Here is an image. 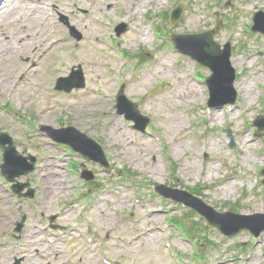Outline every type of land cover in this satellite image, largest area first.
<instances>
[{
  "label": "rangeland",
  "instance_id": "rangeland-1",
  "mask_svg": "<svg viewBox=\"0 0 264 264\" xmlns=\"http://www.w3.org/2000/svg\"><path fill=\"white\" fill-rule=\"evenodd\" d=\"M52 1L71 6L76 23L72 25L80 38H69V28L67 32L60 18L55 23L61 32L53 34L51 28L39 27L27 34L34 36L40 29L35 40L54 43L63 37L67 41L62 46L55 45L49 51L38 46V52L31 53L34 45L43 42L33 41V46L19 50L22 43L13 40L8 47L9 57L0 60V131L12 135L19 152H40L39 160L45 156L56 158L62 167L49 172L37 170L19 178L36 186V202L23 200L12 205L15 198L0 184V264H10L12 256L23 248H13L9 243L14 222L22 213L26 214V235H32L40 244L43 255L37 262L29 257L28 264H105V259L113 264H175L163 245L166 236L179 252L174 253L176 262L188 256L192 263H203L202 250L206 264H264V260H259L260 254L264 256V187L259 182L263 177L259 172L264 169V134L256 136L252 124L258 114H264V95L258 88L264 87V37L258 39L256 33L251 34L249 16L255 10L264 12V0H82L84 11L75 9L73 0ZM28 2L13 0L11 9L3 12V18L8 20L0 22V26L12 25L16 30L18 25H24L14 16L25 12L28 15ZM177 5H181L182 14L170 24L164 12ZM69 21L71 24L73 19L70 17ZM108 21L110 24H106ZM216 22L221 25L213 32V39L220 45L230 42L233 48L230 63L237 76L234 89L236 83L253 76L256 79L255 84L250 82V89L235 90L231 105L210 110L205 106L207 87L190 77L193 72L199 78L208 76L210 69L173 52L171 42L161 41L158 35L200 33L213 28ZM119 24L121 32L116 35ZM262 24L264 19H259L256 26ZM109 37L116 41L109 42L111 46L118 45L116 49L108 47ZM121 50L138 62L124 63ZM139 56H143L140 61ZM79 64L88 88L69 93L54 90L51 71L57 68L59 73L55 76H67ZM186 79L192 82L187 83ZM123 82L127 98L149 118L144 133L115 112V94ZM192 85L197 88V96L187 102L175 98L170 88H182L188 97ZM226 96L229 97L217 95L215 102H222ZM45 112H50L47 119L43 118ZM112 121L119 125L118 132L113 130L116 127H109ZM36 123L53 128L65 123L94 138L112 169L106 173L97 163L75 155L73 160L94 173L88 193L80 194L77 190L81 180L66 174L63 152L46 144L47 136L37 128L33 133L24 130L25 125L31 130ZM226 128L231 131L233 148L228 145L231 138L224 132ZM138 142L145 148L138 147ZM33 143L40 145L41 151ZM127 169L132 178L122 176ZM156 183L170 187L165 192L175 197H182L175 188L190 190L187 187L209 185L199 195L204 202L218 211L231 207L237 213L252 214L251 218H223L227 229L240 228L236 235L225 239L171 199L151 197L149 192ZM134 195L141 202H132ZM39 211L46 222L50 215L57 216L55 221L63 226V231L53 237L41 230L32 217L33 212ZM131 217L139 222H132ZM170 219L180 220L173 224L174 230L167 225ZM245 226L259 229V236L255 238L243 231ZM184 228L189 229L188 239L180 235ZM40 236L47 242L39 243ZM73 236H77L76 242ZM87 238H92V243ZM70 244H76L75 248H70ZM240 253L251 256L250 263L241 262ZM181 264L188 263L184 259Z\"/></svg>",
  "mask_w": 264,
  "mask_h": 264
},
{
  "label": "bare ground",
  "instance_id": "bare-ground-1",
  "mask_svg": "<svg viewBox=\"0 0 264 264\" xmlns=\"http://www.w3.org/2000/svg\"><path fill=\"white\" fill-rule=\"evenodd\" d=\"M34 2H35V0H29L28 3H29V5H32V3H34ZM38 2L42 5L43 12L33 11L32 9L35 10V7H32V8L27 9L28 15L25 12V15L14 16V18H16L17 20H21L22 23L25 22L24 25L23 24L18 25V28L16 30L13 29L12 25H8L7 27L0 26V60L5 58L7 55L9 57L10 49H8V47L11 43H14L13 40L19 41V43H22L23 46H25L27 48L30 46H33V44H35L33 41H36L38 43L40 41H42L43 44L40 45L41 47H53L55 45H62L63 44L62 42L64 40H61L60 43H58V42L57 43L56 42L50 43V40H35L36 37L34 38L33 35L27 34V31L29 30V33H30L32 28H39L41 26L42 27L53 26V21L51 20L50 16H48V14L45 13V11H44L45 8L43 7V4L40 1H38ZM12 3H13V0H0V22H3V21L6 22L8 20V19L3 18V12L5 10H10ZM44 4H47L46 1L44 2ZM74 6H75V8H81L83 6V4L80 1L79 2L75 1ZM52 9L62 11L64 13L70 12L69 7L65 3L58 4L57 6L55 5V8L52 7ZM136 10H138V6H137ZM23 16H26V19H24ZM14 18L11 20L12 22H13ZM9 27L12 28V30L10 32L7 31V29ZM12 34L14 35L13 38L10 37ZM37 47L38 46H34L33 51H31V52H38ZM252 63H253V61L250 60L249 64H252ZM218 73H220L219 69H218ZM255 77L256 76H254L251 79H247V80L245 79V80L241 81L240 83H236V89L238 90V88H240L241 92L243 90L250 89V87H251L250 81L252 79L255 80ZM183 88L186 89L185 87H183ZM196 90H197V88L192 85V86H190V92L188 93V97H186L187 93L182 88L179 90L180 92H175L174 96L180 102L181 101L187 102L191 98L197 96ZM252 96H254V95H251V97ZM49 116H50V112H45L43 115V118L47 119V118H49ZM111 127H116V128H113L114 132L115 131L118 132L120 130V129H118L119 125L116 122L113 123L111 125ZM245 142H247V144H250L248 140ZM38 166L41 169L40 172H43L45 170H50L52 167L57 168L59 165H58L56 160L51 159V158H45L39 162ZM222 264H224V262Z\"/></svg>",
  "mask_w": 264,
  "mask_h": 264
},
{
  "label": "water",
  "instance_id": "water-1",
  "mask_svg": "<svg viewBox=\"0 0 264 264\" xmlns=\"http://www.w3.org/2000/svg\"><path fill=\"white\" fill-rule=\"evenodd\" d=\"M199 37H202V39L203 40H205V41H207L209 44H210V42L208 41L209 40V38L206 40V37H205V35L203 34V35H201V36H199ZM207 50V49H206ZM210 52H211V54L212 55H218V61H219V63H220V65H219V67L216 69L215 67V69H216V75H219L220 76V78H221V83H222V87H223V89H225V90H228L230 87H231V84H232V75H230V77L228 78V77H226L225 76V74H224V72H225V67H226V65H225V62H226V58L227 57H225L223 54H220V53H215V52H212V50H210ZM194 56L197 58V59H199L202 63H205V64H207V65H209L210 63H209V60H207V59H204V58H202L201 56H199L198 54H194ZM211 65V64H210ZM209 65V66H210ZM218 69L220 70V73H218ZM213 77V76H212ZM211 77V78H212ZM211 78H207L206 80H207V82H208V84H209V86H210V89H211V93L213 94L214 93V91L216 92L218 89H220V87L218 86V84L217 83H215ZM132 106H133V108L135 109V104H132ZM133 109V112L135 113V114H138V112L136 111V110H134ZM133 118V117H132ZM143 119V121H142V123H141V128H143L144 126H145V124H146V122H147V119L146 118H144V117H142V116H140V115H138V119L140 120V119ZM135 119V118H134ZM135 120H137V118L135 119ZM198 210V209H197ZM201 212V211H200ZM210 217V219L212 220V222L214 223V224H212V225H214V226H217V227H219V228H222L221 227V224L220 223H217V222H215V221H213V219L211 218V216H209ZM239 229L240 228H238L237 230H235L234 232H229V231H226L225 230V232L226 233H229V234H231V233H236V232H238L239 231Z\"/></svg>",
  "mask_w": 264,
  "mask_h": 264
}]
</instances>
